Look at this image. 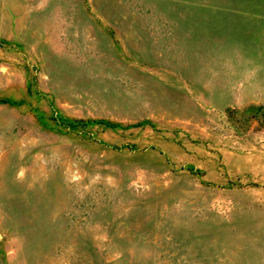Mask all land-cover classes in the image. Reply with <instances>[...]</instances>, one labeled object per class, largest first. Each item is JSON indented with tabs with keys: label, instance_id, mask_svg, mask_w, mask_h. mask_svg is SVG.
<instances>
[{
	"label": "rangeland",
	"instance_id": "rangeland-1",
	"mask_svg": "<svg viewBox=\"0 0 264 264\" xmlns=\"http://www.w3.org/2000/svg\"><path fill=\"white\" fill-rule=\"evenodd\" d=\"M0 264H264V0H0Z\"/></svg>",
	"mask_w": 264,
	"mask_h": 264
}]
</instances>
